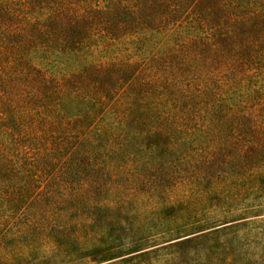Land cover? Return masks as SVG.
Returning a JSON list of instances; mask_svg holds the SVG:
<instances>
[{"label": "trees", "instance_id": "trees-1", "mask_svg": "<svg viewBox=\"0 0 264 264\" xmlns=\"http://www.w3.org/2000/svg\"><path fill=\"white\" fill-rule=\"evenodd\" d=\"M125 172L130 194L113 192ZM155 184L188 192L126 245ZM248 199L264 213V0H0V231L63 214L58 244L104 262ZM218 233L171 264H264Z\"/></svg>", "mask_w": 264, "mask_h": 264}, {"label": "rangeland", "instance_id": "rangeland-1", "mask_svg": "<svg viewBox=\"0 0 264 264\" xmlns=\"http://www.w3.org/2000/svg\"><path fill=\"white\" fill-rule=\"evenodd\" d=\"M144 168L142 167V170ZM139 173L140 171H137V174ZM137 174H134L133 177L127 172L119 174L120 180L113 192L117 188L124 190L126 194H130L132 182ZM170 182L169 176H164V183L170 184ZM174 188L162 191L155 184L151 194L139 193V196L135 198L136 207H138L135 211V228H133L131 233L121 229L117 232L122 238L124 237L122 241L126 245L133 244L131 236L135 234V231L141 232L139 234L142 235L143 231L148 227L147 216L151 209L157 206L158 202L171 200V198L183 196L188 192L185 187ZM103 196H105V193L102 194ZM147 198L149 199L147 200ZM101 202L106 203L108 201L102 199ZM109 202L112 203V201ZM249 203H251V199L233 202L234 208L228 220L224 222L217 220L214 222V226L208 229L181 234L179 237L170 240L149 241L148 245L146 244L140 251L138 249L127 252L128 249H126L113 259L104 262H99L96 257L81 258L72 251V246L71 249L60 246L57 240L63 236H68L63 234L60 229V226L67 221L63 218L66 216L47 213L43 217L45 221H41L42 225L37 231L14 227L12 231H0V264H149V262L150 264H171L172 261L176 260L178 252H180L178 244L188 239L196 240L214 231H219L216 237L220 238V242L227 241L229 243V248L237 256L238 262L243 263L246 260L258 261L264 252V213L256 217H250V213L246 210ZM216 210L218 209L213 208L205 214L213 217ZM221 215L219 214V216ZM8 221L13 223L15 220L10 218ZM256 221V224H252ZM181 223L182 220H177L168 226L174 227ZM93 230L97 232L96 228ZM200 242L196 240L191 244V248L196 247ZM164 248L167 250H164ZM151 252L155 254H151ZM146 253H149V256L143 257V254Z\"/></svg>", "mask_w": 264, "mask_h": 264}]
</instances>
